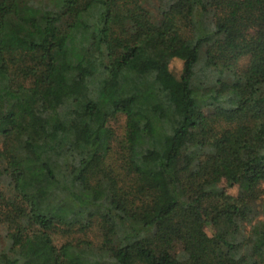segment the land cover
<instances>
[{"label":"trees","instance_id":"16d2710c","mask_svg":"<svg viewBox=\"0 0 264 264\" xmlns=\"http://www.w3.org/2000/svg\"><path fill=\"white\" fill-rule=\"evenodd\" d=\"M158 1L0 0V264H264V0Z\"/></svg>","mask_w":264,"mask_h":264},{"label":"rangeland","instance_id":"374dc122","mask_svg":"<svg viewBox=\"0 0 264 264\" xmlns=\"http://www.w3.org/2000/svg\"><path fill=\"white\" fill-rule=\"evenodd\" d=\"M158 0H143V6L149 10L150 12L156 14L157 12V7H158ZM153 66L159 67L161 69H164L166 67H169L173 72L176 74H179L180 70L182 69L183 62L178 59L174 58L169 61H158L152 63ZM111 126L115 129L116 134L121 135L125 133V117H119L115 120H112L110 122ZM224 185H227L225 182L223 183ZM2 186V185H1ZM0 186V191L3 190V192H6V186L2 189ZM229 191L236 192L237 188H228ZM6 227L0 222V248L5 246L6 242Z\"/></svg>","mask_w":264,"mask_h":264}]
</instances>
